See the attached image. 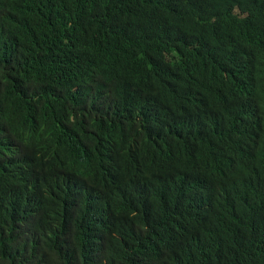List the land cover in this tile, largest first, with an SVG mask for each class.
I'll return each instance as SVG.
<instances>
[{
  "label": "trees",
  "instance_id": "trees-1",
  "mask_svg": "<svg viewBox=\"0 0 264 264\" xmlns=\"http://www.w3.org/2000/svg\"><path fill=\"white\" fill-rule=\"evenodd\" d=\"M257 98L264 0H0V264H264Z\"/></svg>",
  "mask_w": 264,
  "mask_h": 264
},
{
  "label": "clouds",
  "instance_id": "clouds-1",
  "mask_svg": "<svg viewBox=\"0 0 264 264\" xmlns=\"http://www.w3.org/2000/svg\"><path fill=\"white\" fill-rule=\"evenodd\" d=\"M258 102H260L261 104H264V100H262V99H256ZM260 109V108H259ZM261 111H262V109H260Z\"/></svg>",
  "mask_w": 264,
  "mask_h": 264
}]
</instances>
